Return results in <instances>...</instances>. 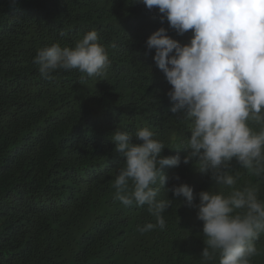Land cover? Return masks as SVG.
Wrapping results in <instances>:
<instances>
[{
	"label": "trees",
	"instance_id": "obj_1",
	"mask_svg": "<svg viewBox=\"0 0 264 264\" xmlns=\"http://www.w3.org/2000/svg\"><path fill=\"white\" fill-rule=\"evenodd\" d=\"M160 15L135 0H0V264H199L197 194L212 181L194 161L183 163L189 150L169 148L191 132L171 112V85L146 46L160 27L182 44L192 33L177 34ZM92 29L109 54L104 77L75 69L41 76V47L71 46ZM142 127L165 143L161 155L181 157L163 167L166 187L187 184L195 197L189 205L161 189L157 199L173 200L166 227L143 234L138 227L155 217L146 205L115 200L111 187L124 159L111 134ZM239 171L238 184L264 193V177ZM256 244L253 264H264V235Z\"/></svg>",
	"mask_w": 264,
	"mask_h": 264
},
{
	"label": "clouds",
	"instance_id": "obj_2",
	"mask_svg": "<svg viewBox=\"0 0 264 264\" xmlns=\"http://www.w3.org/2000/svg\"><path fill=\"white\" fill-rule=\"evenodd\" d=\"M135 2L157 9L161 21L166 19L177 34L192 33L182 44L160 27L146 46L155 49L156 66L171 85V112L187 122L191 132L183 146L169 148L189 150L183 163L194 161L195 169L212 181L208 190L197 194L204 242L199 264H253L260 255L256 242L264 235V193L238 181L239 169L264 177V0ZM34 63L49 80L59 70L73 69L88 78H102L110 58L92 29L71 46L57 41L41 47ZM111 140L124 158L111 185L114 199L126 207L147 206L156 223L138 227L141 234L165 229L162 214L173 200L157 199L161 189L184 197L189 205L195 199L187 184L166 187L162 169L179 166L181 157L161 155L166 145L150 127L135 132L117 128Z\"/></svg>",
	"mask_w": 264,
	"mask_h": 264
}]
</instances>
